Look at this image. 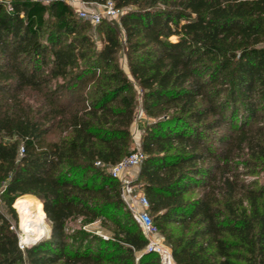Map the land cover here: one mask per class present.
<instances>
[{"label":"trees","instance_id":"16d2710c","mask_svg":"<svg viewBox=\"0 0 264 264\" xmlns=\"http://www.w3.org/2000/svg\"><path fill=\"white\" fill-rule=\"evenodd\" d=\"M80 1L123 13L0 0V264H161L107 172L134 150L139 93L133 185L176 264H264V0ZM24 196L51 234L22 249Z\"/></svg>","mask_w":264,"mask_h":264},{"label":"built area","instance_id":"2783aa9c","mask_svg":"<svg viewBox=\"0 0 264 264\" xmlns=\"http://www.w3.org/2000/svg\"><path fill=\"white\" fill-rule=\"evenodd\" d=\"M2 1V0H1ZM47 4L52 1L63 2L74 8L79 18L88 21L93 26L99 25L103 20H116L123 11L115 7L112 1L105 5L87 4L80 0H41ZM144 154L140 148H134L133 152L123 159L120 163L107 169L108 174L121 181V195L122 198L132 213L133 218L139 225L144 237L148 241V245L144 253H154L160 258L161 264H176L172 248L168 245L166 240L160 235L158 227L155 225L153 218L150 215V203L147 197L139 189L133 185V182L127 178L121 179L122 173H127L131 169L140 167ZM102 166L101 163H97ZM107 239V237H104ZM23 249L24 246L20 244Z\"/></svg>","mask_w":264,"mask_h":264},{"label":"rangeland","instance_id":"374dc122","mask_svg":"<svg viewBox=\"0 0 264 264\" xmlns=\"http://www.w3.org/2000/svg\"><path fill=\"white\" fill-rule=\"evenodd\" d=\"M78 16V15H77ZM79 17V16H78ZM117 20V19H116ZM119 64L122 67V69L125 71L126 74L130 75L129 72V66H128V60L126 55L124 54V52L122 54L119 55ZM137 99V104H138V108H137V116H136V120L132 125V136H133V141H134V148H140L141 145V139L140 141L138 140L137 142L135 141V139H139L142 138L143 135V127L145 126V123L147 121H149V119L145 116L143 108H142V100L140 98V93ZM253 179H258L259 182L264 181V174H259L254 178H249V181H252ZM136 189H139V187L136 186ZM41 203V201H40ZM42 206V203H41ZM13 208L15 209L17 216H18V235H19V240H20V244H21V230H20V214L18 212V210L15 208V205L13 206ZM3 209V208H2ZM42 213V210H41ZM78 228H83L84 230L99 235V236H104V237H110L111 234L102 227V224L100 221L93 223L91 225H86V226H82L81 222L79 220L73 221L72 223H70V229H78ZM45 230H46V237H44L43 239L49 238L50 234H51V226L50 223L48 222L47 219H45ZM22 245V244H21ZM31 245V244H30ZM30 245H26L25 247H28Z\"/></svg>","mask_w":264,"mask_h":264},{"label":"bare ground","instance_id":"6f19581e","mask_svg":"<svg viewBox=\"0 0 264 264\" xmlns=\"http://www.w3.org/2000/svg\"><path fill=\"white\" fill-rule=\"evenodd\" d=\"M15 208L20 214V239L23 245H30L47 236L45 219L41 213V203L37 198L21 197L16 201Z\"/></svg>","mask_w":264,"mask_h":264},{"label":"crops","instance_id":"0c3cea01","mask_svg":"<svg viewBox=\"0 0 264 264\" xmlns=\"http://www.w3.org/2000/svg\"><path fill=\"white\" fill-rule=\"evenodd\" d=\"M140 139L141 138H139V139H135V141L137 142L138 140L140 141ZM139 173H140V167H136V168H133V169H131L129 172H127V173H122L121 175H120V178L121 179H124V178H127V179H129L130 181H132V182H134V181H136L137 179H138V177H139Z\"/></svg>","mask_w":264,"mask_h":264},{"label":"water","instance_id":"95a60500","mask_svg":"<svg viewBox=\"0 0 264 264\" xmlns=\"http://www.w3.org/2000/svg\"><path fill=\"white\" fill-rule=\"evenodd\" d=\"M44 238V237H43ZM42 238V239H43ZM42 239H39L38 241H36V242H34V243H32L31 245H34V244H36V243H38V242H40ZM22 244V243H21ZM23 245V244H22ZM23 246H25V245H23Z\"/></svg>","mask_w":264,"mask_h":264}]
</instances>
